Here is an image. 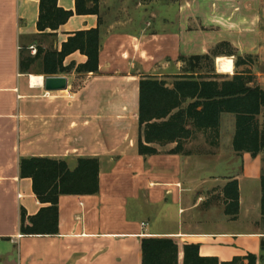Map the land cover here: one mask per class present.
Wrapping results in <instances>:
<instances>
[{"label":"crops","instance_id":"0c3cea01","mask_svg":"<svg viewBox=\"0 0 264 264\" xmlns=\"http://www.w3.org/2000/svg\"><path fill=\"white\" fill-rule=\"evenodd\" d=\"M57 4L75 9V0H57ZM179 7V11L173 7L175 22L165 33L177 40L173 57L206 53L214 38L228 41L233 68L226 74L249 71L264 89V72L256 61L243 57L255 54L257 62L264 60V34L255 25L258 16L264 21V13L257 16L255 1L219 0L214 5L207 0L198 7L183 1ZM214 8L226 16L233 13V20L252 31L211 24L209 14ZM37 17L38 0H0V264H141V239L149 236L172 237L178 245V264H183L186 243L198 244L201 256L227 261L253 253L256 264H264L260 212L264 150L256 155L233 151V114L221 115L220 138L225 125L228 134L213 153H165L175 143L167 144V150L158 147V154L138 153V83L141 76L160 77L155 70L166 66L156 64L154 52L160 45L157 38L164 33L100 31L98 71L56 74L67 77L68 87L57 91L62 98L54 104L47 94H39L54 92L44 90V76L19 70V50H36L33 37H42L36 29ZM197 18L206 30L193 31ZM97 26L101 28L97 14H74L52 37L54 48L59 49L69 33ZM237 55L246 64L235 66ZM220 56L224 54L215 59ZM72 60L82 63L86 57L74 52L64 64ZM262 116L264 108L260 120ZM29 156L62 158L70 168L78 156L99 159L96 194L59 197L56 234L20 232L21 210L33 215L46 205L36 199L31 179L20 177V159ZM247 159L252 168L245 167ZM248 177L256 181L252 201L241 192V181ZM230 179L238 181V214L234 220L219 219L214 216L224 212L222 189ZM209 192H219L221 205L211 203ZM239 216L245 219L242 229L231 225ZM151 219L163 228H151Z\"/></svg>","mask_w":264,"mask_h":264},{"label":"trees","instance_id":"16d2710c","mask_svg":"<svg viewBox=\"0 0 264 264\" xmlns=\"http://www.w3.org/2000/svg\"><path fill=\"white\" fill-rule=\"evenodd\" d=\"M74 14H98L96 6L87 0H75V9H64L57 0H38L36 29L41 36L55 37L59 26ZM49 30V32L47 31ZM34 55L19 50V70L28 73L35 60H40L41 73H95L99 66V26L69 33L58 48L43 47L38 42ZM79 52L86 57L82 63L74 60L64 64L65 58ZM204 56H191L188 66L173 75L168 82L163 77L141 76L138 83V139L140 155H154L158 147L175 143L165 153H182L186 139L200 132L210 146L219 142L221 115H234V133L231 140L235 153L256 155L264 150V123L259 116L264 108V89L249 71L236 72L231 77L212 70L199 72L197 63ZM218 58V57H217ZM218 71H232V60L227 57ZM246 64L239 55L235 66ZM21 178H30L36 199L46 204L35 214L20 213V232L23 235H52L58 232V201L61 195H92L98 192L99 159L78 156L70 168L62 158L49 156L23 157L19 162ZM260 212L264 216V173L260 177ZM224 213L235 219L239 210V190L236 179L228 180L223 189ZM141 264H178V245L172 237L149 236L141 239ZM264 251V241L261 242ZM257 256L248 253L220 261L214 256H201L195 243L183 245V264H256Z\"/></svg>","mask_w":264,"mask_h":264},{"label":"rangeland","instance_id":"374dc122","mask_svg":"<svg viewBox=\"0 0 264 264\" xmlns=\"http://www.w3.org/2000/svg\"><path fill=\"white\" fill-rule=\"evenodd\" d=\"M183 1H190L193 6H200L203 1L207 0H87L88 6H96L98 10V24L101 26L100 31L101 32H108L114 31L117 34H124V32H127L129 34H149L150 32H161L163 35L159 38H157L160 42L159 47L155 46L154 52L156 54L155 56V62L162 63L166 66L164 68H159L155 71V73L161 74L160 77L165 78L168 82H171L173 80V75L176 73H181L183 69H185L188 66V59L191 56H204L206 55L207 58H202L196 65L197 68L195 71L197 73L199 72H211L212 70H215V72L220 73L222 75L231 77V74L221 73L218 72L217 66L221 67L223 64L226 63L224 58L230 57V55H227L233 51L232 45L228 41H221L218 42L214 38L212 42L211 48H209L208 52L201 53V54H190V55H178L176 58L173 57V51L178 50L179 46L177 44L176 38L169 39L168 36L165 34L166 31L170 28V22L172 24L173 17H174V10L173 7H176V10L179 11L180 7L179 4ZM214 1V5L216 1L219 0H211ZM249 1H255V12L258 15H262L264 13V0H249ZM234 11H238V7H233ZM199 18V16H198ZM193 22V31H199L206 30L205 28H202L199 20ZM233 13L231 15L226 16V14L221 13L217 11L215 8L211 10L209 14V21L211 24H215L216 27L224 26V27H232L233 26L240 31H252L249 29V27H245L243 24L238 23L237 21L233 20ZM244 24H246V21H243ZM251 27H254V24L251 22L249 23ZM257 31H260L262 34H264V21L257 17V20L255 22ZM231 28V29H232ZM211 30V29H209ZM261 34V35H262ZM200 32L196 34L194 37V41L198 42L200 40ZM39 40L43 43V45L46 48H54L53 38L50 36H42L40 38L34 36L33 41L35 44V48L39 42ZM157 40V41H158ZM26 53H29L30 55H34L35 52L32 48L29 47H22ZM223 53L224 56H220L215 59V56L217 54ZM121 57V56H120ZM120 57H118L116 60L120 61ZM243 57H245L249 62L256 63L257 66H259L260 70L264 72V60L258 61V55L255 54H243ZM262 57V56H261ZM215 59V60H214ZM235 60V59H234ZM136 61V60H135ZM233 61V60H232ZM166 63V64H165ZM179 63V64H178ZM179 65V66H178ZM160 66V65H159ZM177 67H179L177 69ZM28 73L30 75H43L41 73V67H40V60L37 59L35 62L31 65L30 69L28 70ZM39 89H42L39 88ZM40 95H46V99L50 103L56 104L60 101L62 98V92H48V93H42L39 92ZM260 120V119H259ZM262 123H264V116H262L261 120ZM223 138H220L219 134V142L218 145L213 147L210 146L206 141L205 137L202 133L196 132L194 133L190 138L186 139L184 142L185 150L198 153L199 151L207 152V153H213L216 151L220 145V141H226L227 136V128L226 125L223 126ZM204 142L207 144L205 146ZM169 145H165L162 149L167 150ZM208 147V148H206ZM161 149V150H162ZM70 152V151H69ZM72 153H80L82 151L74 150L71 151ZM97 152V151H96ZM244 165L246 168H252V165H250V161L247 159L244 161ZM241 192L244 199L247 201H252L254 196L257 194L256 190V181H254L251 177L245 178L241 181ZM219 192H209V197L212 200L211 203L217 205H221V197L218 194ZM218 200L220 202H218ZM220 207V206H219ZM227 216L224 212H221L218 215H215L214 217L221 219L222 217ZM214 218V219H216ZM234 220V219H231ZM244 217L239 216V220L235 221V223H232V226H235V228L239 227V229L243 228L244 224ZM159 224V223H158ZM154 222L153 219L150 220V226L151 228H163V226H158ZM253 254V253H252ZM255 255V254H254Z\"/></svg>","mask_w":264,"mask_h":264},{"label":"water","instance_id":"95a60500","mask_svg":"<svg viewBox=\"0 0 264 264\" xmlns=\"http://www.w3.org/2000/svg\"><path fill=\"white\" fill-rule=\"evenodd\" d=\"M67 87L68 80L64 75H47L43 78V88L45 91L66 90Z\"/></svg>","mask_w":264,"mask_h":264},{"label":"built area","instance_id":"2783aa9c","mask_svg":"<svg viewBox=\"0 0 264 264\" xmlns=\"http://www.w3.org/2000/svg\"><path fill=\"white\" fill-rule=\"evenodd\" d=\"M34 50V49H33ZM34 52H35V50H34Z\"/></svg>","mask_w":264,"mask_h":264},{"label":"bare ground","instance_id":"6f19581e","mask_svg":"<svg viewBox=\"0 0 264 264\" xmlns=\"http://www.w3.org/2000/svg\"><path fill=\"white\" fill-rule=\"evenodd\" d=\"M42 85H43V83H42Z\"/></svg>","mask_w":264,"mask_h":264}]
</instances>
